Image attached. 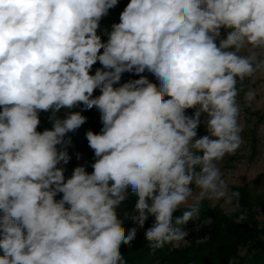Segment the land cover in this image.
Listing matches in <instances>:
<instances>
[{
  "label": "clouds",
  "instance_id": "1",
  "mask_svg": "<svg viewBox=\"0 0 264 264\" xmlns=\"http://www.w3.org/2000/svg\"><path fill=\"white\" fill-rule=\"evenodd\" d=\"M117 3L0 0V264H127L121 245L149 217L155 250L184 241L202 200L239 208L218 163L244 142V81L264 73V0H130L104 42L100 21ZM126 72L139 79L121 84ZM81 104L102 128L86 132L91 173L66 178ZM131 197L134 214L121 216Z\"/></svg>",
  "mask_w": 264,
  "mask_h": 264
},
{
  "label": "trees",
  "instance_id": "2",
  "mask_svg": "<svg viewBox=\"0 0 264 264\" xmlns=\"http://www.w3.org/2000/svg\"><path fill=\"white\" fill-rule=\"evenodd\" d=\"M126 4L118 0L115 7L109 9L108 15L102 23H107L111 27L114 23L120 22V13L124 10ZM103 67L99 61L93 65L90 74L94 75L96 69ZM145 72L141 75H147ZM139 79V75L132 73L131 80ZM159 85V81L153 77L150 80ZM118 86V85H116ZM100 90H94L93 97L99 96ZM2 110V109H0ZM87 119L86 122L74 132H69L65 140L70 139L71 144L67 146L68 154L86 153L91 164L94 162V152L89 148L86 139V132L92 130L99 133L102 128L100 112L93 107L90 110L84 109L81 104L79 110ZM76 111V112H77ZM50 113L41 112V123L38 131L50 129L52 127L49 120ZM60 115H63V110ZM91 173V172H90ZM239 192V205L248 206L250 202L249 188L245 186L241 189H235ZM135 198L131 197L125 201L118 210L121 216L127 212L133 213ZM188 207L181 208L175 212L174 218L182 215ZM237 214L230 216L225 214L220 207L211 208L206 203L200 202L199 218L190 221L183 226L186 231L197 228L202 233L200 241H192L185 247H172L171 244H165L162 248L151 249L147 246L144 238L145 230L150 227L154 221L153 217L145 222L144 228L137 233L136 239L131 246L121 245V250L127 261V264H236L233 261H239L237 264H264V223H260L255 214L249 213L243 220L237 222ZM130 221L125 222V228L128 229ZM205 231L208 238H205ZM245 249V254L240 255L241 249Z\"/></svg>",
  "mask_w": 264,
  "mask_h": 264
},
{
  "label": "rangeland",
  "instance_id": "3",
  "mask_svg": "<svg viewBox=\"0 0 264 264\" xmlns=\"http://www.w3.org/2000/svg\"><path fill=\"white\" fill-rule=\"evenodd\" d=\"M126 6L130 0H122ZM106 17V16H105ZM103 17L100 21V28L98 34L101 35L102 41L107 42V35L105 31L110 32L111 27L107 23H102ZM102 51V50H101ZM103 69V67H101ZM149 80L153 79L151 73L145 75ZM132 73H123L120 83H125L131 80ZM133 80V79H132ZM248 90L255 91L256 95L251 103H246L244 100V93ZM238 103L241 106L239 123L243 126L241 133L243 144L235 155L225 156V158L218 163V167L222 172V178L229 186V191L241 189L247 186L249 188L250 202L248 206H241L236 211H232V205L225 204L221 201H210L204 199L201 203H206L211 208L220 207L227 215L237 214L239 216H248L249 213L255 214L260 223H264V73L257 72L254 77L247 78L244 81V91L238 97ZM80 105L71 109L70 111L76 112L79 110ZM193 110H187V114L191 115ZM206 134V129L203 124L198 129V136ZM80 159H77V153L70 156L67 165L64 167V175L66 178L70 177L75 167L84 165L86 170L90 173V160L86 153H79ZM194 194L196 193L195 186L193 185ZM62 194H58L56 199H60ZM193 202L192 198L189 204ZM235 203V201H233ZM187 205L181 208H186ZM133 226L130 221L128 228ZM142 228H138L137 233L141 232ZM189 235L185 237L178 247L188 246L192 241H200L202 233L199 229L194 228L188 231ZM205 238L208 235L205 231ZM172 245V244H171ZM172 247H175L172 245ZM175 247V248H178ZM245 254V249H241L240 255ZM2 255V251H0ZM237 264L239 261H233Z\"/></svg>",
  "mask_w": 264,
  "mask_h": 264
}]
</instances>
